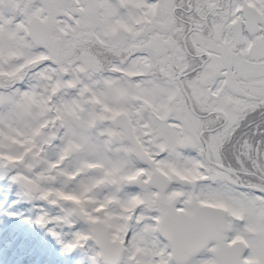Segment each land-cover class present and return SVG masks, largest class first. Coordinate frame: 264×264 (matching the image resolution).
Segmentation results:
<instances>
[{
	"label": "snow or ice",
	"instance_id": "obj_1",
	"mask_svg": "<svg viewBox=\"0 0 264 264\" xmlns=\"http://www.w3.org/2000/svg\"><path fill=\"white\" fill-rule=\"evenodd\" d=\"M0 264H264V0H0Z\"/></svg>",
	"mask_w": 264,
	"mask_h": 264
}]
</instances>
